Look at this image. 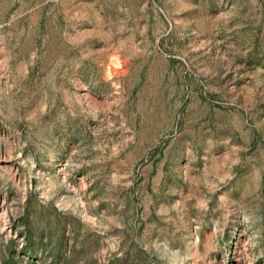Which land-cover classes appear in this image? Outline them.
Here are the masks:
<instances>
[{
  "label": "rangeland",
  "instance_id": "374dc122",
  "mask_svg": "<svg viewBox=\"0 0 264 264\" xmlns=\"http://www.w3.org/2000/svg\"><path fill=\"white\" fill-rule=\"evenodd\" d=\"M0 264H264V0H0Z\"/></svg>",
  "mask_w": 264,
  "mask_h": 264
}]
</instances>
